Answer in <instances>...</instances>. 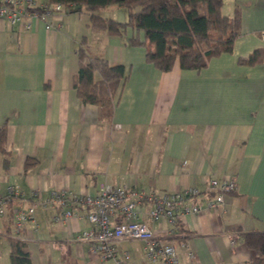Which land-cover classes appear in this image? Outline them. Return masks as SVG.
Segmentation results:
<instances>
[{
  "label": "crops",
  "instance_id": "1",
  "mask_svg": "<svg viewBox=\"0 0 264 264\" xmlns=\"http://www.w3.org/2000/svg\"><path fill=\"white\" fill-rule=\"evenodd\" d=\"M236 7L241 32L231 52L201 69L182 68L177 59L170 71L148 62L145 47L130 43L133 29L118 36L94 33L85 10L55 13L51 29L37 18L30 28L0 20V125L8 124L10 154L5 167L0 152V195L13 185L21 195L8 208L37 202L35 221L19 236L9 209L0 214V239L27 240L33 264H116L78 237L91 227L83 208L74 206L70 221L53 219L63 209L47 203L53 190L95 194L104 184L158 192L196 186L201 193L185 204L201 200L202 210L183 219L177 212L180 233L165 218L153 220L148 202L140 207L141 220L175 246L183 264H249L255 252L242 236L264 231V56L255 64L239 60L264 50V0H224L222 10L232 16ZM107 10V16L126 20L124 9ZM84 35L93 53L126 67L109 118L99 105L83 102L74 86L76 47ZM212 178L236 181L216 208L208 205L219 191ZM118 245L131 254L127 264H159L146 258L141 239Z\"/></svg>",
  "mask_w": 264,
  "mask_h": 264
},
{
  "label": "trees",
  "instance_id": "2",
  "mask_svg": "<svg viewBox=\"0 0 264 264\" xmlns=\"http://www.w3.org/2000/svg\"><path fill=\"white\" fill-rule=\"evenodd\" d=\"M61 3L65 11L85 10L90 16L94 33L109 36L123 35L134 30L130 43L146 48L147 61L162 71H170L177 59L185 69H201L210 58L231 52L241 32V10L235 8L232 16L223 12L224 0H49ZM81 5L80 7H77ZM124 9L126 20L103 15L105 9ZM143 31L144 36L139 33ZM78 72L74 86L85 103L99 105L104 117L112 116L115 98L127 77L124 64H111L109 60L90 50L88 36L79 46ZM264 50L258 49L240 58L244 64H255L263 59ZM8 124L0 125V152L8 167L10 154L6 148ZM9 206L8 215L13 218ZM176 233L183 231L178 223ZM244 243L255 252L249 264H264V231L243 234ZM12 264H33L27 240L9 236Z\"/></svg>",
  "mask_w": 264,
  "mask_h": 264
},
{
  "label": "built area",
  "instance_id": "3",
  "mask_svg": "<svg viewBox=\"0 0 264 264\" xmlns=\"http://www.w3.org/2000/svg\"><path fill=\"white\" fill-rule=\"evenodd\" d=\"M64 9L61 3L49 0H0V20L12 25L26 22V26L30 28L31 20L37 18L45 23L47 29H51L54 27L51 18ZM260 33L264 37V29ZM210 184L212 188L219 189L216 196L208 202L211 208L224 204L225 194L236 188L235 180H223L220 183L217 178H212ZM200 193L201 190L196 186L184 190L158 192L155 189L146 191L104 184L95 194H78L67 189L53 190L46 201L54 206L59 204L63 208L54 215L55 221H70L76 215L73 207L83 208L91 227L82 230L78 237L89 241L91 250L104 259L111 258L116 264H127L131 254L129 250L119 246L118 241L141 239L144 241V251L149 261L159 264H183L175 246L161 238L154 228L141 220L140 207L144 202L150 203L151 218L155 221L167 219L176 231L178 223H182L176 217L178 211L183 219L188 212L202 210L201 200H192L189 205L185 204L186 199ZM20 195L13 185H9L6 193L0 195V214L6 215L9 201ZM36 205L37 202L32 200L28 205H17L13 208V224L17 236L21 235L27 222L35 221ZM171 232L174 233L173 230ZM236 238L237 235H233L232 242H235ZM189 257H195L191 250Z\"/></svg>",
  "mask_w": 264,
  "mask_h": 264
},
{
  "label": "rangeland",
  "instance_id": "4",
  "mask_svg": "<svg viewBox=\"0 0 264 264\" xmlns=\"http://www.w3.org/2000/svg\"><path fill=\"white\" fill-rule=\"evenodd\" d=\"M103 15H110L108 14V10L105 9L102 11ZM1 257H0V264H8L10 262V245L7 236L1 235Z\"/></svg>",
  "mask_w": 264,
  "mask_h": 264
},
{
  "label": "water",
  "instance_id": "5",
  "mask_svg": "<svg viewBox=\"0 0 264 264\" xmlns=\"http://www.w3.org/2000/svg\"><path fill=\"white\" fill-rule=\"evenodd\" d=\"M81 5H78L77 7H80Z\"/></svg>",
  "mask_w": 264,
  "mask_h": 264
}]
</instances>
